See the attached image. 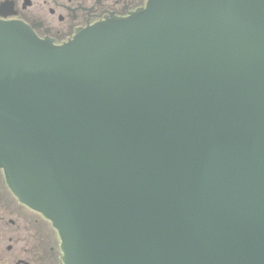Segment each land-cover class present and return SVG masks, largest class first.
<instances>
[{
    "label": "water",
    "instance_id": "obj_1",
    "mask_svg": "<svg viewBox=\"0 0 264 264\" xmlns=\"http://www.w3.org/2000/svg\"><path fill=\"white\" fill-rule=\"evenodd\" d=\"M0 168L65 264H264V0L0 21Z\"/></svg>",
    "mask_w": 264,
    "mask_h": 264
},
{
    "label": "flooded vegetation",
    "instance_id": "obj_2",
    "mask_svg": "<svg viewBox=\"0 0 264 264\" xmlns=\"http://www.w3.org/2000/svg\"><path fill=\"white\" fill-rule=\"evenodd\" d=\"M149 0H0V21L27 24L42 40L62 45L111 17H128ZM51 220L21 202L0 168V264H65Z\"/></svg>",
    "mask_w": 264,
    "mask_h": 264
}]
</instances>
